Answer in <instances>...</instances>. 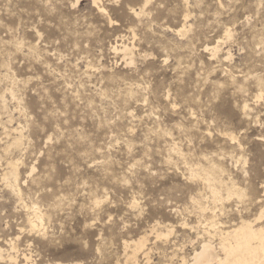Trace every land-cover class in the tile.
<instances>
[{
  "label": "rangeland",
  "instance_id": "374dc122",
  "mask_svg": "<svg viewBox=\"0 0 264 264\" xmlns=\"http://www.w3.org/2000/svg\"><path fill=\"white\" fill-rule=\"evenodd\" d=\"M92 2L0 0L3 254L115 264L142 236L138 264H188L219 230L262 225L264 0Z\"/></svg>",
  "mask_w": 264,
  "mask_h": 264
},
{
  "label": "bare ground",
  "instance_id": "6f19581e",
  "mask_svg": "<svg viewBox=\"0 0 264 264\" xmlns=\"http://www.w3.org/2000/svg\"><path fill=\"white\" fill-rule=\"evenodd\" d=\"M92 1H93L92 2L93 5L101 13L102 7L97 5L96 0H92ZM103 11H105V10H103ZM178 32H180V31H178ZM209 47L204 46L205 51L208 50L212 54H215L219 49L218 42L216 43V45H214L210 48ZM116 49H114V50L116 51ZM128 49L130 50V48H128ZM128 49L126 47H124L123 53H125V54L130 53ZM130 54L132 55V53H130ZM128 56H129V54H128ZM246 105L244 106L242 111H245V108L247 107ZM13 131L15 132L17 130L13 129ZM12 145L15 147H18L20 145L19 138L14 140ZM175 149H176V147H175ZM176 150H174V153ZM11 162H13V161H11ZM7 166H9V169L6 173H4L2 175L1 180L11 189V193H15L16 195H18L19 189L17 186V163H15V164L10 163ZM215 171H216V168H215ZM210 172H211V169H210ZM204 174L206 175V173H204ZM208 174H212V173H208ZM217 176H215V177H217ZM206 177H208V176H206ZM206 177L204 180L207 184H209L211 197L213 199H216V200H221L220 193L216 189L211 188L212 186H214L212 183L213 177L211 179L206 178ZM216 183H218V182H216ZM222 185L223 184H221V186ZM220 189H221V187H220ZM231 189L227 190V193H226L227 198L235 195L236 191L231 190ZM225 190H226V187H225ZM263 194H264V191H263ZM240 195H241V192L238 193L237 196L239 197ZM134 203H132V204H134ZM194 204H195V208L198 211H200V212L204 211V209H202L201 206H199L198 202L195 201ZM259 212L260 213H259V215H257V218L255 221H263L262 225L255 228L253 226V221L250 222V220L249 221L241 220L237 225H235L234 227H232L228 230H219V232H216L213 235V236L216 235L218 237L217 246H214L209 241L201 242L198 250L193 252L188 264H264V206L261 209V211H259ZM32 215H33V219L28 222L30 229L35 230L37 228V230H38L39 225H41V223L43 221V215L38 211V209H35L34 207H32ZM204 223L206 224V222H204ZM211 223H213V225L210 226L212 228H214L215 226H218L214 222H211ZM40 230H44V229L40 228ZM30 232H33V231H30ZM169 233L170 232H167L166 235L159 234V235H157V238H160V237L167 238L169 236ZM206 235H207V233H206ZM146 242H147V239L145 237H142V236L139 239H136L133 241L131 240L130 242H124L123 243V248H124L123 249L124 250L123 262L122 263L116 262L115 264H138V257L139 256H142L143 259H145L146 263H149L148 262L149 260L147 259L149 251L146 248ZM9 248H10V251H9L10 253L8 252L5 255L3 254L4 250H1V248H0V261H6L10 264L16 263L17 252H16V248L13 246V242ZM22 259L24 261V264H28V262L30 260V258L24 254L22 255ZM181 264H184V261H182Z\"/></svg>",
  "mask_w": 264,
  "mask_h": 264
}]
</instances>
